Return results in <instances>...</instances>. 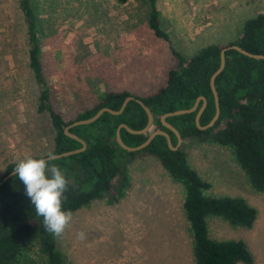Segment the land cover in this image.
Returning a JSON list of instances; mask_svg holds the SVG:
<instances>
[{"label": "rangeland", "instance_id": "obj_1", "mask_svg": "<svg viewBox=\"0 0 264 264\" xmlns=\"http://www.w3.org/2000/svg\"><path fill=\"white\" fill-rule=\"evenodd\" d=\"M31 3L51 107L64 120L92 108L106 91L154 93L176 66L170 45L190 56L208 44L235 39L246 18L264 13V0H156L168 43L148 29L144 0ZM39 94L28 65L19 0H0V177L9 163L52 152L54 130L49 113L36 109ZM181 144L189 165L211 183L205 194L241 196L257 211L249 228L207 218L210 237L242 239L254 257L252 264H264V193L250 186L228 148ZM128 167L130 188L122 199L109 203L105 192L72 213L70 225L55 236L68 264H194L183 186L149 154L137 152ZM81 231L84 241L77 238ZM33 258L44 264L42 254L35 251Z\"/></svg>", "mask_w": 264, "mask_h": 264}, {"label": "trees", "instance_id": "obj_2", "mask_svg": "<svg viewBox=\"0 0 264 264\" xmlns=\"http://www.w3.org/2000/svg\"><path fill=\"white\" fill-rule=\"evenodd\" d=\"M123 4L128 0H116ZM149 11L146 25L153 36L170 43V37L161 27L156 0H144ZM20 11L27 28L28 65L39 84L37 111H47L54 130L53 149L50 154L81 147L76 139L66 135L64 128L75 120L86 119L102 107L118 110L127 96L139 98L153 115L150 130L134 134L120 128V137L128 146L143 143L153 130L166 132L172 145L177 142L173 131L165 127L161 116L176 109L190 108L202 96L205 106L199 125L207 124L215 113V101L209 79L217 69L220 51L229 45H238L254 54L264 55V13L246 18L238 36L226 43H212L185 56L170 45L176 66L167 72L165 83L154 93L136 96L127 90L106 91L92 108L79 112L73 119L64 120L52 109L50 86L42 75L41 49L37 35L36 17L31 0H19ZM218 95L219 116L214 125L199 129L195 111L165 118L182 141L209 142L230 150L235 163L244 172L250 186L264 193V59L253 58L235 49L225 51V65L214 79ZM125 123L132 129H142L147 114L135 99L129 100L120 114L103 112L88 124L74 125L69 132L84 140L86 147L76 154L51 159L65 171L69 181L62 210L72 213L101 199L105 192L109 203L118 202L130 188L128 165L137 152L153 156L168 176L184 188L182 210L191 237L194 264H252L254 257L242 239L210 237L207 218L217 217L234 227L252 226L256 209L241 196L205 194L211 183L192 168L187 154L180 145L170 149L164 135L157 134L144 148L127 151L116 142V129ZM48 154V155H50ZM39 158V157H33ZM17 163L6 165L0 179L15 169ZM44 256V264H68L65 254L58 248L55 236L48 232L43 217L38 216L25 186L14 174L0 185V264H38L33 253Z\"/></svg>", "mask_w": 264, "mask_h": 264}, {"label": "clouds", "instance_id": "obj_3", "mask_svg": "<svg viewBox=\"0 0 264 264\" xmlns=\"http://www.w3.org/2000/svg\"><path fill=\"white\" fill-rule=\"evenodd\" d=\"M50 159L25 157L16 164L14 173L24 184L36 214L43 217L45 229L59 237L73 219L71 211L62 210L69 181L65 171L58 165L50 164ZM77 238L84 241L86 234L81 231L77 233Z\"/></svg>", "mask_w": 264, "mask_h": 264}, {"label": "water", "instance_id": "obj_4", "mask_svg": "<svg viewBox=\"0 0 264 264\" xmlns=\"http://www.w3.org/2000/svg\"><path fill=\"white\" fill-rule=\"evenodd\" d=\"M235 49L239 52H241L242 54L244 55H247L249 57H253V58H263L264 59V55L263 54H254V53H250L248 52L247 50L241 48L240 46L234 44V45H229V46H226L224 48L221 49L220 51V61H219V66L217 67V69L211 74L210 76V79H209V84H210V87H211V90L213 92V96H214V101H215V113L212 117V119L205 125H199V117H200V114L205 106V100L202 96H199L195 99L193 105L190 107V108H186V109H176V110H173V111H169V112H166L164 113L162 116H161V121L163 123V125L165 127H167L168 129H170L171 131H173L175 133V135L177 136V142L175 145H172L171 144V141H170V137L169 135L162 131V130H153L151 131L146 140L139 144V145H136V146H128L126 145L121 137H120V128L123 127L125 128L127 131H129L130 133H134V134H140V133H146L147 131L150 130V127H151V124L153 122V115L151 113V111L149 110V108L143 104V102L139 99V98H136L132 95L130 96H127L124 101L122 102L120 108L118 110H114V109H111L109 107H102L100 109H98L96 111V113L94 115H92L91 117L89 118H86V119H79V120H75L73 121V123L69 124L68 126H66L64 128V133L74 139H76L77 141H79L81 143V147L79 148H76V149H72V150H68V151H64V152H61V153H55V154H50V155H46V156H42V157H39V158H45V159H48L49 157H51V159H56V158H60V157H64V156H68V155H72V154H76L78 152H81L85 149L86 147V144L84 142V140H82L80 137H78L77 135L69 132V128L71 126H74V125H80V124H88V123H91L93 122L94 120H96L103 112L107 111L109 113H112V114H120L123 109L125 108V106L127 105L128 101L129 100H132V99H135L138 103H140L142 105V107L144 108L146 114H147V123L146 125L142 128V129H132L130 127H128L125 123H121L118 125L117 129H116V142L117 144L127 150V151H137V150H140L144 147H146L150 142L151 140L157 135V134H161V135H164L167 139V143L170 147V149L172 150H176L179 148L180 144H181V137L179 136V133L177 132V130L175 129V127H173L171 124L167 123L165 121V118L168 117V116H172V115H179V114H185V113H190V112H193L197 109L198 107V103L199 101L202 99L203 100V103L201 105V107L197 110L196 114H195V123L196 125L198 126L199 129H207L211 126L214 125L215 121L217 120L218 116H219V102H218V95H217V91L215 89V85H214V79L215 77L222 71V69L224 68V65H225V51L227 49ZM37 158V159H39ZM50 159V160H51ZM14 170L10 171L9 173H7L6 175H4L1 179H0V185L5 181L7 180L9 177H11L12 175H14Z\"/></svg>", "mask_w": 264, "mask_h": 264}]
</instances>
